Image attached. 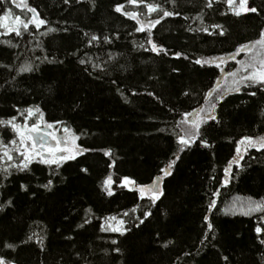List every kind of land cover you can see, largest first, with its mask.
<instances>
[{
  "label": "trees",
  "instance_id": "obj_1",
  "mask_svg": "<svg viewBox=\"0 0 264 264\" xmlns=\"http://www.w3.org/2000/svg\"><path fill=\"white\" fill-rule=\"evenodd\" d=\"M118 2L125 0H96L95 8L87 0L71 8L62 0H6L0 4V15L11 9L5 24L15 23L16 15L30 19L27 5L36 8L49 26L59 29L43 37L34 27L30 28L33 35H0V64L14 69L25 59L39 64L36 71L16 81L11 79L15 71L9 75L0 68V118L17 115L16 108L23 111L28 106H39L44 123L54 125L53 129L43 127L42 132L51 131L64 139L62 127L67 126L79 136L78 145L94 150L59 168L34 162L27 172L13 170L7 180L0 174V201L14 202L0 212V246L5 242L17 245L16 252L3 254L19 264H264V246L255 233L257 226L264 227V212L243 214L250 201L264 202V149H250L239 168L233 165L229 183L221 184L224 168L236 155V142L244 136H264V91H257L254 97L247 92L256 89L226 95L217 108L221 123L210 122L211 130L204 136L211 147H202L197 141L178 153L172 134L175 121L182 118L183 112L203 105L204 94L220 77L214 66L201 68L193 61L228 55L240 44L257 39L264 28V11L259 16L237 18L220 14L227 11L222 2L208 9L204 7L206 0H176L175 10L181 16L166 18L152 30L155 42L167 48L169 54L155 55L136 47L141 43L150 47L146 44L147 33H136L133 20L113 11ZM149 2H160L173 10L168 0ZM250 2L264 9V0ZM126 10L137 9L128 6ZM197 16L200 19H193ZM214 23L224 25L225 37L188 30ZM65 27L67 32L63 31ZM84 32L107 35L113 43L101 41L89 48ZM6 40L18 47L8 48L3 43ZM37 40L41 42L39 47ZM108 53L117 54L116 59L108 61ZM175 53L182 55L177 59ZM45 55L63 63H40L35 59ZM89 57L103 70L79 64V59ZM237 59L247 57L241 53ZM236 68V62L229 61L225 70ZM227 86L228 81L222 80L220 88ZM22 120L18 117V122ZM33 122L35 119L29 123ZM11 138L10 130H5V141ZM109 149L111 156L105 157L103 151ZM243 149L241 145L242 154ZM174 153L180 159L173 174L162 182L164 195L155 206L140 200L135 191L117 186L125 176L137 184L150 183L159 175V169L174 159ZM84 168L86 173L81 171ZM108 176L115 181L112 187L116 194L112 197L102 191ZM48 179L53 180L51 191L42 187ZM21 184L27 185V192L21 190ZM217 190L219 195L214 197ZM212 199L217 201L216 208L209 212ZM233 205L238 209L232 210ZM133 208L137 210L132 212ZM149 210L152 215L148 220L134 227L138 222L135 218H142ZM125 211L129 217L122 215ZM205 215L213 223V232L201 246L207 227ZM112 216L127 222L126 235L111 231L110 225L119 226L118 221L108 219ZM85 219L90 223L84 224ZM33 232L44 238L45 252H40L35 243L25 242ZM69 236L72 238L67 239ZM168 240L174 243L165 249L162 245ZM117 246L119 253L114 251ZM185 252L193 255L185 257ZM224 256L229 258L227 262Z\"/></svg>",
  "mask_w": 264,
  "mask_h": 264
},
{
  "label": "snow or ice",
  "instance_id": "obj_2",
  "mask_svg": "<svg viewBox=\"0 0 264 264\" xmlns=\"http://www.w3.org/2000/svg\"><path fill=\"white\" fill-rule=\"evenodd\" d=\"M85 0H62V3L69 8L74 5H82ZM93 8L96 7V0H87ZM169 3L173 5V10H169L164 7L163 3L160 2H149V0H125L123 3H117L113 9L115 13L120 14L126 19L133 20L136 24L135 32L136 33H147L146 44L150 47H146L144 43L136 45V47L143 49L146 52H151L155 55H164L169 54V50L161 45H158L153 39L152 30L156 28L157 25H160L163 20L169 17H179L181 12L175 10L176 0H168ZM222 2L227 9L220 14L223 16L232 15L234 17H247L249 14H255L257 16L261 15V12L264 9L258 6H252L250 0H206L204 4L205 8L212 9L213 5L216 3ZM6 3V0H0V4ZM15 3V0H13ZM19 6V5H17ZM128 6H132L137 9L136 11L126 10ZM27 11L31 13V18L28 20L23 19L20 15L13 17L15 23L5 24L4 21H7L11 15V9H5L3 14L0 15V35L11 36L13 33L16 37H23L25 33L33 35L30 31V28L35 29L39 36H47L51 33L57 32L59 29L51 27L50 22L47 19L41 18L39 12L34 7H28ZM143 8L145 11H140L139 9ZM184 20H188V16L182 17ZM193 19H200L199 16L194 17ZM201 23L203 20L201 19ZM46 28L45 31H41V28ZM23 31H22V30ZM69 29L64 28L63 31L67 32ZM189 31H202L209 36L215 35L219 37H225L227 31L222 24H211L209 27L197 28V29H188ZM131 35V33H129ZM84 39L87 42V47L91 48L97 44H100L101 41L104 44L111 45L113 40L105 35L103 37L96 34H89L88 32L83 33ZM116 39H119V36H116ZM4 45L8 48H17L18 44L13 43L12 40L3 41ZM31 43V41H29ZM40 41H36L37 47L40 46ZM43 51V49H41ZM32 51V49H30ZM241 53H244L247 59L238 60L237 57ZM20 55H23L21 53ZM115 53H108L107 60L113 61L116 59ZM181 53H175L174 58H180ZM20 56H17L19 59ZM36 60L40 63H63V61H57L56 58H49L48 55L43 57L37 56ZM184 59H188L187 56H184ZM229 61H235L237 68L235 71H226V67ZM195 65H199L201 68L205 66L212 67L220 71V77L216 81V85L209 89L208 92L204 94L203 100L204 104L198 108H193L191 111L183 112L182 118L175 121V126L173 129V135L175 136V142L178 146V153H184L187 149L191 148L194 144L199 141L200 146L202 147H211L208 139L204 136L210 132L211 124L210 122H215L220 124L221 121L218 119L217 108L218 105L225 99L226 95L231 94L232 92L240 93L242 89H256L255 91H248L247 95L256 96L257 91H264V28H261L258 33V38L248 41L247 43L240 44L235 52L230 53L224 56H218L208 59H195L193 61ZM80 65L91 64L93 70H103L101 64L93 63L91 57L88 59H79ZM222 65L224 67H222ZM0 68L7 70L8 74L11 75L13 71L16 72V75L12 76V81H16L17 77L23 76L24 74L33 73L39 68V64H35L30 59H25L19 66L18 69L13 67L0 64ZM231 78L228 80V78ZM222 80L228 81V86L221 89L220 84ZM7 82V81H6ZM112 83H116L115 80ZM119 90V89H118ZM51 91V86L49 87ZM138 93L133 92L132 95H137ZM185 96L190 95L188 92L183 93ZM146 95L154 96L152 92H147ZM155 98V97H154ZM15 107V106H14ZM171 111V110H170ZM17 115L10 116L7 119L0 118V174L3 175V178L7 180L9 176L12 175L13 170L16 172H27L30 169V166L35 162L41 165H46L52 167L55 165L57 168L61 167L64 163L72 160H76L79 156H83L88 152L94 151L90 148L81 147L76 143L79 139V136L75 135L67 126L62 127L63 133L66 134L64 139L59 138L54 134V132H42L43 127L48 129H53L54 125L52 123H44V113L39 106H28L23 111L19 108H16ZM18 117H23L22 122H18ZM35 119V122L29 123ZM56 124L64 125L63 121H57ZM207 126V127H204ZM203 129V131H202ZM5 130H10L12 138L5 141L4 132ZM70 136V138H69ZM46 137H49L54 141V145L49 144L46 140ZM236 155L228 162V166L224 168V180L221 182L222 186H226L229 181L232 179L233 173L232 168L235 165L237 168L241 166V161L244 160L245 154L249 152L250 149H255L257 152L264 149V136H244L239 141L236 142ZM241 145H244L243 154L241 152ZM174 153V159L166 167H161L159 169V175L151 178L150 183L137 184V182L130 177H123L117 185L121 189H128L129 191H135L140 200H147L152 206H155L157 201L161 200V197L164 195L162 190V182L169 176L173 174V169L176 162L180 159V155ZM105 157L111 156V150L103 151ZM112 165H109L111 167ZM82 172H87L86 168L81 169ZM215 179V177H212ZM115 181L111 176H108L102 186V191L107 194V196L112 197L116 193L112 187ZM53 186V180L48 179L47 183L43 184L42 187L48 191H51ZM3 185H0L2 188ZM22 191L27 192V185L21 184L20 186ZM219 190L213 193V196H218ZM12 200L0 201V212H3L6 208L13 206ZM216 199L210 200L207 210L212 212L216 208ZM137 209L133 208L132 212H135ZM252 212H264V202L253 203L249 202L247 206V211L244 215H250ZM124 217H129L130 213L125 211L122 214ZM152 215L151 211H145L143 217H136L135 220L138 221L134 223V227L139 228L143 225L146 220ZM108 219L112 221H118V227L109 226L111 231L119 233L120 235H126L129 231V228L125 227L127 223L124 219H119L116 216L109 217ZM204 224L207 225L206 230H204L203 239L200 241L201 246H205V242L208 241L209 235L213 232V223L210 221L209 216L205 215L203 217ZM90 221L85 219L84 224H88ZM84 224H81L80 227H83ZM102 230H107L103 229ZM255 233L257 234L259 244L264 246V227L257 226L255 228ZM72 237H67L71 239ZM212 239H215V236H212ZM25 242L35 243L40 252H45V243L44 238L33 232L32 235L27 237ZM113 245H118L117 240H112ZM174 242L168 240L162 245L163 248L167 249ZM4 251L16 252L17 245L9 242H5L0 246V264H19V261L15 258H8L6 254H3ZM114 251L116 253L120 252V248L117 246ZM199 252V249L197 250ZM193 254L191 252H185L184 256L189 257ZM194 258V257H193ZM224 261H228V257H223Z\"/></svg>",
  "mask_w": 264,
  "mask_h": 264
},
{
  "label": "rangeland",
  "instance_id": "obj_3",
  "mask_svg": "<svg viewBox=\"0 0 264 264\" xmlns=\"http://www.w3.org/2000/svg\"><path fill=\"white\" fill-rule=\"evenodd\" d=\"M221 83H222V81H221ZM46 140H48V143H49V144L54 145V143H55V142L52 141L49 137H46ZM236 209H238L237 206H236V205H233V209H232V210H236Z\"/></svg>",
  "mask_w": 264,
  "mask_h": 264
},
{
  "label": "flooded vegetation",
  "instance_id": "obj_4",
  "mask_svg": "<svg viewBox=\"0 0 264 264\" xmlns=\"http://www.w3.org/2000/svg\"><path fill=\"white\" fill-rule=\"evenodd\" d=\"M113 186V185H112Z\"/></svg>",
  "mask_w": 264,
  "mask_h": 264
}]
</instances>
